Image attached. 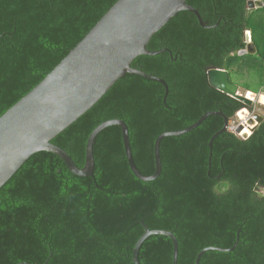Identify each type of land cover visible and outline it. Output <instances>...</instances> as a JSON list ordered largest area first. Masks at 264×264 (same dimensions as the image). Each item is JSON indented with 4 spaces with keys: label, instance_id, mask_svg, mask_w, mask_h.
Segmentation results:
<instances>
[{
    "label": "trees",
    "instance_id": "trees-1",
    "mask_svg": "<svg viewBox=\"0 0 264 264\" xmlns=\"http://www.w3.org/2000/svg\"><path fill=\"white\" fill-rule=\"evenodd\" d=\"M117 0H0V116L37 85ZM186 0L196 16L181 11L147 44L131 66L162 78L165 87L125 74L51 143L85 162L90 132L120 119L128 128L138 171L155 170L156 137L193 124L204 112L228 120L241 101L212 87L206 70L228 72L245 91L264 92V0ZM250 32L255 53L239 54ZM249 79L260 90L251 89ZM260 106H262L260 104ZM263 107V106H262ZM252 110V108L250 109ZM220 115L162 138L161 171L137 178L126 161L121 130L108 126L93 143V176H76L56 154L31 155L0 188V264H133L132 248L149 229L171 231L177 264H264V118L247 138L229 130ZM173 244L150 235L140 264H172Z\"/></svg>",
    "mask_w": 264,
    "mask_h": 264
},
{
    "label": "water",
    "instance_id": "water-1",
    "mask_svg": "<svg viewBox=\"0 0 264 264\" xmlns=\"http://www.w3.org/2000/svg\"><path fill=\"white\" fill-rule=\"evenodd\" d=\"M251 9L262 6L259 0L247 3ZM181 11L193 13L199 24L205 27L198 10L186 0H117L96 22L86 35L68 52V54L29 92L8 108L0 116V188L34 153L46 151L60 157L67 168L76 176H93V143L97 134L108 126H118L121 130L126 161L132 173L143 181H152L161 171L159 144L167 136H179L197 127L207 116L220 115L224 125L209 141L218 134L227 131L228 118L222 111L204 112L188 127L159 134L153 145L155 170L151 175H143L134 164L129 145L128 128L120 119H109L98 124L89 134L85 146V162L78 167L70 155L51 140L89 110L111 87L125 74H136L161 83L167 94L166 82L159 77L147 74L131 66L140 55L154 56L168 49L151 51L147 44L173 16ZM246 47L239 54L255 53L250 32L246 31ZM208 83L231 98L241 101L249 111L254 105L256 94L238 91V85L230 81L226 70L213 66L206 70ZM251 111V110H250ZM240 111L237 113L239 115ZM259 111L240 123L235 133L247 127L250 133L263 120ZM245 135V134H244ZM246 138L249 135H245ZM144 232L136 240L131 259L140 264L138 253L143 242L150 235H164L173 244L172 264H177L178 243L171 231L149 229L140 221ZM218 247H206L198 252L195 264H199L201 255L208 250L231 251Z\"/></svg>",
    "mask_w": 264,
    "mask_h": 264
},
{
    "label": "rangeland",
    "instance_id": "rangeland-1",
    "mask_svg": "<svg viewBox=\"0 0 264 264\" xmlns=\"http://www.w3.org/2000/svg\"><path fill=\"white\" fill-rule=\"evenodd\" d=\"M255 81H253V80H251V79H249V81H248V83L251 85V89H254V90H260L261 88H263L264 89V87H261V88H259V87H257L256 86V84L254 83ZM238 91L240 92V93H245L246 91L244 90V89H242L241 87H238ZM257 94V93H256ZM260 95V94H259ZM254 111H243L244 112V115H245V117H243V118H240L238 115H237V113L239 112H237L236 114H235V116L232 118V119H230L229 120V123H228V127H227V130H229V129H233L234 128V130L236 129V127L240 124V123H244L251 115H252V113H254V112H257V111H260V113L261 114H263L264 115V104L263 103H261L260 101H259V96H258V94L256 95V97L254 98ZM260 104L263 106H260ZM243 109H245V108H242L241 110H243ZM240 110V111H241ZM247 130H248V128H246ZM245 129H243V131H244ZM240 134H242V132H240ZM249 135V134H248ZM240 137H242V138H246V136L243 134V136L242 135H239Z\"/></svg>",
    "mask_w": 264,
    "mask_h": 264
},
{
    "label": "bare ground",
    "instance_id": "bare-ground-1",
    "mask_svg": "<svg viewBox=\"0 0 264 264\" xmlns=\"http://www.w3.org/2000/svg\"><path fill=\"white\" fill-rule=\"evenodd\" d=\"M258 96H259V101H260L261 103L264 104V94H260V95H258ZM238 116H239L240 118L245 117L244 112H243V111H240V113H239ZM246 128H247V127L244 128L245 130L242 131V134L248 135V134H250V131H249V129L247 130Z\"/></svg>",
    "mask_w": 264,
    "mask_h": 264
},
{
    "label": "flooded vegetation",
    "instance_id": "flooded-vegetation-1",
    "mask_svg": "<svg viewBox=\"0 0 264 264\" xmlns=\"http://www.w3.org/2000/svg\"><path fill=\"white\" fill-rule=\"evenodd\" d=\"M255 107L253 106L252 107V111H254L255 109H254ZM260 112V111H259ZM228 123H229V120H228V122H227V127H228Z\"/></svg>",
    "mask_w": 264,
    "mask_h": 264
},
{
    "label": "built area",
    "instance_id": "built-area-1",
    "mask_svg": "<svg viewBox=\"0 0 264 264\" xmlns=\"http://www.w3.org/2000/svg\"><path fill=\"white\" fill-rule=\"evenodd\" d=\"M229 131H231V132H234L235 133V130H234V128L233 129H229ZM236 134V133H235Z\"/></svg>",
    "mask_w": 264,
    "mask_h": 264
},
{
    "label": "crops",
    "instance_id": "crops-1",
    "mask_svg": "<svg viewBox=\"0 0 264 264\" xmlns=\"http://www.w3.org/2000/svg\"><path fill=\"white\" fill-rule=\"evenodd\" d=\"M255 94H256V93H255ZM257 94H258V95H259V94H264V92H263V91H261V92H259V93H257ZM257 94H256V95H257Z\"/></svg>",
    "mask_w": 264,
    "mask_h": 264
},
{
    "label": "clouds",
    "instance_id": "clouds-1",
    "mask_svg": "<svg viewBox=\"0 0 264 264\" xmlns=\"http://www.w3.org/2000/svg\"><path fill=\"white\" fill-rule=\"evenodd\" d=\"M260 194H261V195H264V192H261Z\"/></svg>",
    "mask_w": 264,
    "mask_h": 264
}]
</instances>
